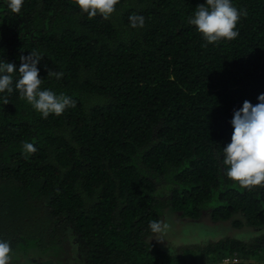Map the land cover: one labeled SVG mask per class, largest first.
I'll return each mask as SVG.
<instances>
[{"label": "trees", "instance_id": "1", "mask_svg": "<svg viewBox=\"0 0 264 264\" xmlns=\"http://www.w3.org/2000/svg\"><path fill=\"white\" fill-rule=\"evenodd\" d=\"M231 3L246 12L238 37L208 44L189 23L206 0H119L108 20L75 0H23L19 13L0 0V60L17 70L0 93V240L13 263L264 264V186L242 187L223 164L234 110L264 93V0ZM33 51L40 90L75 101L59 116L15 89ZM24 142L37 149L27 158ZM168 209L254 234L163 246L149 224Z\"/></svg>", "mask_w": 264, "mask_h": 264}, {"label": "clouds", "instance_id": "2", "mask_svg": "<svg viewBox=\"0 0 264 264\" xmlns=\"http://www.w3.org/2000/svg\"><path fill=\"white\" fill-rule=\"evenodd\" d=\"M75 3L83 13H87L89 19L100 14L103 19L108 20L119 0H75ZM22 4L23 0H8L7 7L11 12L19 13ZM196 9L194 16L189 18V23L195 26L208 44L238 37L239 32L235 30L237 22L246 12L238 11L231 0H206V4H200ZM129 21L132 28H143L145 24L144 17L140 15L130 16ZM19 59V79L15 81V89L18 90L20 98L26 99L43 118L46 119L50 114L59 116L66 108L75 107V101L64 94L57 95L51 90H40L42 79L39 78L37 65L42 57L36 51L27 56L21 55ZM46 71L49 77H63V72L47 67ZM14 72H17L14 63L0 60V93L13 92L11 74ZM257 99L256 105L245 100L240 109L234 110L230 122L233 127L231 142L223 147V164L227 168V178L245 188L264 186V93ZM3 103L9 104L6 96ZM22 148L25 158L37 151L29 142H24ZM167 227L160 221H151L149 224L154 235L163 234ZM10 252L9 242L0 240V264H9Z\"/></svg>", "mask_w": 264, "mask_h": 264}, {"label": "rangeland", "instance_id": "3", "mask_svg": "<svg viewBox=\"0 0 264 264\" xmlns=\"http://www.w3.org/2000/svg\"><path fill=\"white\" fill-rule=\"evenodd\" d=\"M204 218L198 221H191L184 219L179 216V214L172 212L171 210H165V217L162 221L163 224H166L168 227L164 230L163 234L152 233L153 240L160 243L163 246H174V247H187L192 246L193 244L203 243L208 240H218L219 238L225 237L227 235L234 236L236 238H240L247 236V238H252V232H247L245 234H241L240 232H235L231 229V227H227L221 224H212L209 219ZM212 235V236H211ZM155 238L162 239L163 241H158ZM65 249L64 254L66 255V250L69 248L68 245L65 244L63 247ZM9 264H21L16 260L15 254H9ZM39 262V261H38ZM41 264H47L48 262H40ZM64 263V262H62ZM35 264V263H33ZM65 264V263H64ZM72 264H74L72 262Z\"/></svg>", "mask_w": 264, "mask_h": 264}, {"label": "water", "instance_id": "4", "mask_svg": "<svg viewBox=\"0 0 264 264\" xmlns=\"http://www.w3.org/2000/svg\"><path fill=\"white\" fill-rule=\"evenodd\" d=\"M222 264H254V263H222Z\"/></svg>", "mask_w": 264, "mask_h": 264}, {"label": "built area", "instance_id": "5", "mask_svg": "<svg viewBox=\"0 0 264 264\" xmlns=\"http://www.w3.org/2000/svg\"><path fill=\"white\" fill-rule=\"evenodd\" d=\"M223 263H230V261H229V260H227V259H225V261H224Z\"/></svg>", "mask_w": 264, "mask_h": 264}]
</instances>
